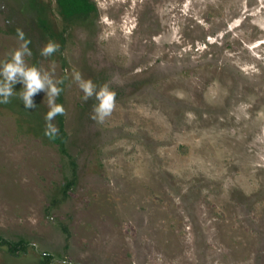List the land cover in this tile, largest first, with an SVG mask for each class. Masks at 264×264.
Instances as JSON below:
<instances>
[{
	"label": "rangeland",
	"instance_id": "obj_1",
	"mask_svg": "<svg viewBox=\"0 0 264 264\" xmlns=\"http://www.w3.org/2000/svg\"><path fill=\"white\" fill-rule=\"evenodd\" d=\"M89 1L0 0V59L23 30L65 109L51 140L45 92L0 105V264H264V0Z\"/></svg>",
	"mask_w": 264,
	"mask_h": 264
},
{
	"label": "clouds",
	"instance_id": "obj_2",
	"mask_svg": "<svg viewBox=\"0 0 264 264\" xmlns=\"http://www.w3.org/2000/svg\"><path fill=\"white\" fill-rule=\"evenodd\" d=\"M19 46L10 53V58L0 59V105L9 104L14 95L18 93V99L27 108H35L33 97L39 92L46 93L48 111L45 114L44 135L54 140L59 135V128L54 123L57 116L65 114L62 104L57 102L63 91L61 85L63 79L55 76V64L52 63L47 69L35 64L29 65L25 57L33 55L29 45L31 40L26 38L21 29H17ZM60 50V45L54 40H48L40 49L42 57H51ZM71 79L74 80L82 92V99L86 102L95 98L90 118L102 124L111 116L116 106V92L108 83L97 85L91 78H85L79 70L73 69ZM17 83L22 85L19 91H14L13 86ZM63 264V262H62Z\"/></svg>",
	"mask_w": 264,
	"mask_h": 264
},
{
	"label": "trees",
	"instance_id": "obj_3",
	"mask_svg": "<svg viewBox=\"0 0 264 264\" xmlns=\"http://www.w3.org/2000/svg\"><path fill=\"white\" fill-rule=\"evenodd\" d=\"M62 7V11L69 16L77 15L79 13L88 14L95 11V6L89 0H57ZM60 132L63 133V129L60 127ZM57 139V138H56ZM0 244L5 245L9 254L19 255L25 253L27 249V243L24 241L10 242L4 239H0ZM50 256L45 255V264H49Z\"/></svg>",
	"mask_w": 264,
	"mask_h": 264
}]
</instances>
